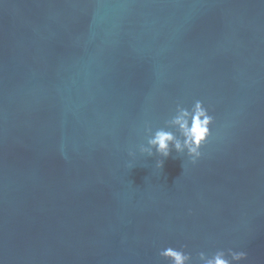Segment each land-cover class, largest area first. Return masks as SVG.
<instances>
[{"label":"water","instance_id":"95a60500","mask_svg":"<svg viewBox=\"0 0 264 264\" xmlns=\"http://www.w3.org/2000/svg\"><path fill=\"white\" fill-rule=\"evenodd\" d=\"M0 264H264V0H0Z\"/></svg>","mask_w":264,"mask_h":264}]
</instances>
